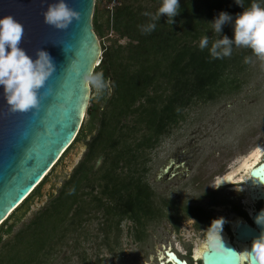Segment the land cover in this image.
Segmentation results:
<instances>
[{"label":"trees","instance_id":"16d2710c","mask_svg":"<svg viewBox=\"0 0 264 264\" xmlns=\"http://www.w3.org/2000/svg\"><path fill=\"white\" fill-rule=\"evenodd\" d=\"M107 2L95 0L94 6L103 49L94 72H103L107 87L97 94L98 101L91 98L73 144L0 224V264H46L64 245L71 246L79 264H103L102 246L117 253L110 234L113 222L98 216V211L126 213L129 196L138 208L141 198L132 193L140 188L128 180L140 181L141 177L128 176L127 167L187 118L191 106L241 87L239 74L250 64L245 58L251 61L255 55L250 48L233 45L229 57L210 56L214 40L223 35L234 39L235 16L244 10L235 0H180V13L173 24L167 23L166 15L152 19L162 0H119L112 7V0ZM255 2L264 7V0ZM252 3L242 0L244 8ZM222 11L233 16V24H225L220 34L211 22ZM151 23L155 29L143 31ZM205 35L210 38L209 46L201 50L199 42ZM79 140L87 146L83 157L48 201L28 215L29 200L46 180L57 178V168ZM101 154V163L95 167ZM94 217L104 230V234H94L95 255L83 244L91 236L86 223Z\"/></svg>","mask_w":264,"mask_h":264},{"label":"flooded vegetation","instance_id":"af4514ba","mask_svg":"<svg viewBox=\"0 0 264 264\" xmlns=\"http://www.w3.org/2000/svg\"><path fill=\"white\" fill-rule=\"evenodd\" d=\"M186 119L174 124L172 129ZM172 129L163 133L155 145L137 158L136 164L127 167L128 176L141 177L140 181L128 180L130 185L140 188L132 193L141 198L138 208L131 204L132 196L128 195L126 213H108L103 208L98 211V216L104 220L108 217L113 222L110 234L117 253L110 247L105 246L106 249L110 254L117 255L126 254L127 251L129 258L125 264H170L174 262L171 253L186 264H206L204 255L211 250H205L195 241L197 238L203 240L204 232L212 221L223 217L226 221L221 233L223 240L235 246L240 254V264H252L244 256L246 249L250 251L252 241L243 238L240 224L248 222L257 227L254 214L264 209V196L259 186L249 182L251 169L264 159V142L247 150L233 148V145L230 148H205L203 144L195 143V135L191 134L189 140L179 144L160 162L157 160L154 167L156 154L166 145L168 137L179 140L183 135H174ZM86 147L83 142L79 158L72 161V166L65 172L57 171V178L48 179L41 185L39 193L29 200L28 215L57 191V187L83 157ZM199 154H203L202 157ZM218 161L236 162L213 176ZM44 196L46 198L41 202ZM98 230L104 234L102 228ZM134 248L138 253H134ZM67 252V249L63 250V260H52L46 264H68L66 259L70 254Z\"/></svg>","mask_w":264,"mask_h":264},{"label":"water","instance_id":"95a60500","mask_svg":"<svg viewBox=\"0 0 264 264\" xmlns=\"http://www.w3.org/2000/svg\"><path fill=\"white\" fill-rule=\"evenodd\" d=\"M54 2L56 0H0V18L12 15L24 25L20 46L33 60L37 59L38 49L47 51L56 66V71L39 91L38 109L11 112L0 86V224L41 184L73 144L92 98L85 76L94 72L103 51L95 0H65L79 13V19H74L64 30L45 23L43 14ZM49 88L51 94L46 95ZM102 157L99 155L95 167ZM251 174L249 182L257 183L264 196V159L251 169ZM261 210L255 212L254 221ZM240 231L243 238L253 243L264 227L244 222L240 224ZM224 243L235 252L223 256L206 252V264H240L235 246L229 241L224 240ZM171 256L174 262L170 264H186L176 254L171 253ZM251 262L255 264L254 260Z\"/></svg>","mask_w":264,"mask_h":264},{"label":"clouds","instance_id":"9594fccd","mask_svg":"<svg viewBox=\"0 0 264 264\" xmlns=\"http://www.w3.org/2000/svg\"><path fill=\"white\" fill-rule=\"evenodd\" d=\"M235 2L244 10L235 16L234 39L223 35V38L214 40L209 49L210 56L213 59L229 57L232 54L233 45H235L250 48L257 57L264 60V7L256 3L255 0L249 8H244L242 0H235ZM179 13L180 0H162L157 15L152 19H160L162 15H166L167 23L173 24L174 18ZM43 15L46 24L60 30L67 29L74 19H79V13L70 8L65 0H56L49 4ZM145 15L150 14L145 13ZM211 23L214 31L222 34L225 24H233V16L222 11ZM155 27V23H151L144 26L143 31L151 32ZM24 31V25L14 16L6 15L0 18V86L3 87V97L13 113L38 109L41 104L39 91L56 71L52 57L47 51L38 49L36 51L37 59L33 60L20 46ZM209 42V36H203L200 39L199 48L201 50L208 48ZM249 62L250 58L246 57L245 63ZM85 82L94 88L97 94L107 87L102 71L88 73L85 76ZM50 94L51 89L49 88L46 95ZM237 191L242 190L237 189ZM225 223L223 217L214 219L207 231L204 232L203 240L197 238L195 243L205 250H211L222 256L235 252L225 246L221 236ZM255 223L264 227V209L255 217ZM244 256L249 260H254L255 264H264V231L254 238L251 250L246 249Z\"/></svg>","mask_w":264,"mask_h":264},{"label":"rangeland","instance_id":"374dc122","mask_svg":"<svg viewBox=\"0 0 264 264\" xmlns=\"http://www.w3.org/2000/svg\"><path fill=\"white\" fill-rule=\"evenodd\" d=\"M118 1L112 0L109 6L112 7ZM103 2L106 4L107 0H103ZM239 75L242 78L241 87L229 93H224L217 99L199 102L188 109L187 119L172 129L174 135H183L178 138L179 140L171 139L173 136L168 137L165 142L166 145L156 154L154 167L157 166V160L160 162L167 154L178 148L179 144L186 142L187 139L189 140L191 134L195 135L194 142L203 144L205 148L213 146L230 148L233 145V148L247 150L264 142V60L254 55L243 74ZM91 92V97H95L94 99L98 101L96 90L91 87ZM82 144L83 141L79 140L74 145L57 168V171L65 172L68 167L72 166V161L77 157L79 158ZM203 154L199 155L202 157ZM235 162L218 161L213 176L219 175ZM99 224V219L86 223L91 236L90 239L83 241V244L88 247V251L93 255H95L97 249L94 234L96 231H100L98 230ZM72 241L70 240L73 244ZM70 248V245L63 246V250L67 249V253L72 256L68 262L79 264L77 255L72 253ZM122 248H125L124 245H122ZM63 250L59 253L60 256L58 255L54 259L56 262L63 260ZM133 251L138 253L135 248ZM99 255L103 258V264H125V261L129 258V256L127 257V251L126 254L123 253L122 255L110 254L105 246L100 248Z\"/></svg>","mask_w":264,"mask_h":264}]
</instances>
